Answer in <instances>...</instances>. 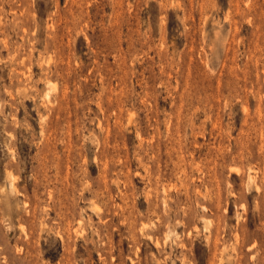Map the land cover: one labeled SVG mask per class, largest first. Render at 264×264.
<instances>
[{"label":"rangeland","instance_id":"1","mask_svg":"<svg viewBox=\"0 0 264 264\" xmlns=\"http://www.w3.org/2000/svg\"><path fill=\"white\" fill-rule=\"evenodd\" d=\"M0 264H264V0H0Z\"/></svg>","mask_w":264,"mask_h":264}]
</instances>
